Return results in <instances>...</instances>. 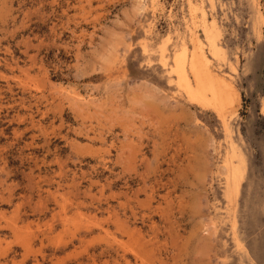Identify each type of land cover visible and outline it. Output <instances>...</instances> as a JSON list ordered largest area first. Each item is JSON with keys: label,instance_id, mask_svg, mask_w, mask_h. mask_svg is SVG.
Returning a JSON list of instances; mask_svg holds the SVG:
<instances>
[{"label": "rangeland", "instance_id": "rangeland-1", "mask_svg": "<svg viewBox=\"0 0 264 264\" xmlns=\"http://www.w3.org/2000/svg\"><path fill=\"white\" fill-rule=\"evenodd\" d=\"M0 264H264V0H0Z\"/></svg>", "mask_w": 264, "mask_h": 264}, {"label": "bare ground", "instance_id": "bare-ground-1", "mask_svg": "<svg viewBox=\"0 0 264 264\" xmlns=\"http://www.w3.org/2000/svg\"><path fill=\"white\" fill-rule=\"evenodd\" d=\"M214 47V46H213ZM218 49V46H216V50ZM186 51V50H185ZM186 56V54H184V53H181L178 57H177V62H176V66H177V70H176V74H179V76H180V78H181V81H183V82H185V81H187V83H188V86L189 87H187V90H188V92L190 93V95L192 96L193 94H194V92H193V89H192V86H191V84H190V82H188V79H187V77H186V73H185V57ZM175 66V67H176ZM197 66H196V64H195V62L193 61L192 62V69L193 70H195V68H196ZM178 72V73H177ZM188 75V74H187ZM197 90V89H196ZM197 92V91H196ZM197 94V93H196ZM199 97H200V95H198ZM197 96V97H198ZM196 97V98H197ZM194 99V98H193ZM199 99V98H198ZM201 100V99H200Z\"/></svg>", "mask_w": 264, "mask_h": 264}]
</instances>
